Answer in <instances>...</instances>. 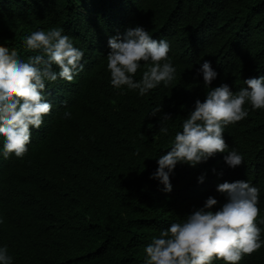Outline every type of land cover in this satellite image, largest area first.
I'll use <instances>...</instances> for the list:
<instances>
[{
  "label": "trees",
  "instance_id": "1",
  "mask_svg": "<svg viewBox=\"0 0 264 264\" xmlns=\"http://www.w3.org/2000/svg\"><path fill=\"white\" fill-rule=\"evenodd\" d=\"M136 26L168 41L176 69L171 84L144 96L115 89L107 69L109 38ZM52 28L83 51L84 68L72 83H46L53 108L41 128L31 127L27 153L0 154V247L13 264H144V249L161 230L182 223L209 196L218 200L212 210L222 207L227 197L216 189L225 181L259 189L264 241V109L246 102L249 115L224 128L228 151L242 165L229 167L227 153L196 167L178 163L170 192L151 178L197 99L222 83L236 92L245 79L264 76V0H0V45L21 59L37 54L24 37ZM205 60L218 73L208 87L197 75ZM144 70L141 62L137 81ZM156 107L161 112L152 116ZM165 113L172 116L167 135L159 131ZM238 264H264V245Z\"/></svg>",
  "mask_w": 264,
  "mask_h": 264
},
{
  "label": "clouds",
  "instance_id": "2",
  "mask_svg": "<svg viewBox=\"0 0 264 264\" xmlns=\"http://www.w3.org/2000/svg\"><path fill=\"white\" fill-rule=\"evenodd\" d=\"M73 2L79 5L80 0ZM23 43L26 50L37 54L24 60L15 50L0 45V154L4 159L12 154L22 158L31 143V127L41 128L44 117L51 113L53 105L44 96L46 83H72L84 68L83 51L63 34V29L34 31L24 37ZM108 47L107 69L115 89L126 86L144 96L162 82L167 87L175 79L176 69L168 60V41L154 39L142 26L110 37ZM141 62L146 70L137 81L134 77ZM54 65L59 71L54 70ZM200 74L205 87L218 76L208 60L197 69ZM244 83L247 86L236 92L228 83L211 87L203 101H195L194 109L182 123V131L176 132L170 150L159 157L158 168L151 175L164 185L165 191L172 190L170 174L178 163L196 167L218 153H227L224 160L231 168L244 163L234 148L228 151L223 132L249 115L246 102L253 110L264 109V76L247 78ZM161 109L156 107L151 115ZM64 116L70 118L71 113L65 111ZM171 118L167 113L162 116L160 133L168 134L165 121ZM199 180L203 182L204 176ZM216 190L227 197L222 207L212 210L218 200L209 196L203 207L187 215L182 223H172L161 230L159 237H153L144 249V264H212L215 259L238 264L245 254L251 255L264 245L256 223L260 214L259 189L246 180H236L220 183ZM260 223L264 224V219ZM0 264H13L7 246L0 247Z\"/></svg>",
  "mask_w": 264,
  "mask_h": 264
}]
</instances>
